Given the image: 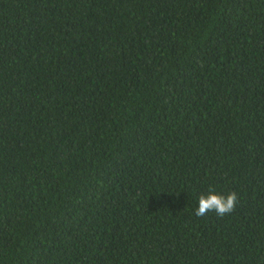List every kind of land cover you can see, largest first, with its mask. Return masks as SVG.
I'll use <instances>...</instances> for the list:
<instances>
[{
  "label": "trees",
  "instance_id": "16d2710c",
  "mask_svg": "<svg viewBox=\"0 0 264 264\" xmlns=\"http://www.w3.org/2000/svg\"><path fill=\"white\" fill-rule=\"evenodd\" d=\"M0 264H264V0H0Z\"/></svg>",
  "mask_w": 264,
  "mask_h": 264
},
{
  "label": "clouds",
  "instance_id": "9594fccd",
  "mask_svg": "<svg viewBox=\"0 0 264 264\" xmlns=\"http://www.w3.org/2000/svg\"><path fill=\"white\" fill-rule=\"evenodd\" d=\"M238 203V194L230 192L226 196L209 188L207 194H201L198 198V208L195 210L197 217H203L208 212H214L217 216L223 217L235 210Z\"/></svg>",
  "mask_w": 264,
  "mask_h": 264
}]
</instances>
